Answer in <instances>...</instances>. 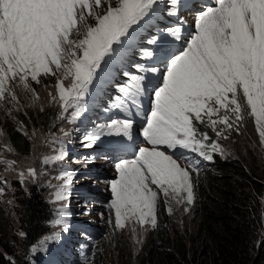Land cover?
<instances>
[{
	"label": "snow or ice",
	"instance_id": "obj_1",
	"mask_svg": "<svg viewBox=\"0 0 264 264\" xmlns=\"http://www.w3.org/2000/svg\"><path fill=\"white\" fill-rule=\"evenodd\" d=\"M180 3L105 0L99 12L101 0H0V108L7 102L22 109L16 89L22 87L35 96L29 80L38 83L41 73L51 74L57 77L58 96L49 94L60 106L57 120L75 123L88 110L89 99L95 102L93 92L99 94L103 84L112 80L113 69L123 65L131 52L138 51L144 60L134 65L141 74L130 77L132 86H116L124 99L114 97L110 108L119 109L124 118L97 123L82 137L85 147H95L106 136L119 137L114 141L118 151L132 145L131 157L115 163L116 176L109 181V189L114 228L130 226L137 244L158 226L159 193L170 204V214L173 202L185 205V212L195 202L192 172L199 174L201 161L182 155L189 161L190 172L174 158L177 150L206 161H213V153L227 159L232 153L218 141L243 135L250 116L264 152V0H213L197 13L195 31L188 36L182 19L163 29L155 23L165 13L179 17ZM85 15L94 16L95 25L77 28ZM81 29L82 38H71L73 31L79 37ZM145 33L148 36L142 40ZM142 43L148 47H141ZM145 96L150 101L146 114L141 103ZM138 118L143 121L138 134L145 146L135 143ZM201 126L211 129L215 139ZM60 132L63 137H55L59 151L45 156L42 164L65 160V138L70 133L63 128ZM0 163L17 165L2 158ZM45 174L28 166L18 177L22 184L37 183ZM75 176V171L66 170L56 177L63 181L59 186L47 182L57 189L50 200L57 218L49 223L59 230L32 245L31 253L68 231L67 204ZM108 222L113 223L111 214ZM6 258L16 264L13 257Z\"/></svg>",
	"mask_w": 264,
	"mask_h": 264
},
{
	"label": "rangeland",
	"instance_id": "obj_2",
	"mask_svg": "<svg viewBox=\"0 0 264 264\" xmlns=\"http://www.w3.org/2000/svg\"><path fill=\"white\" fill-rule=\"evenodd\" d=\"M104 2L105 0H101L102 7L97 9V11L103 12ZM202 10L200 9L199 11ZM199 11H195L192 14L179 12V17H169L165 13L155 23L159 28L163 29L167 25H172L168 24L167 20L173 18L176 20V24L182 19L184 29H187L189 35L195 31V19ZM81 24L94 26L95 17L85 15L83 21H78L77 28H80ZM83 31L81 29L79 37L73 31L71 38H82ZM143 62L144 60L141 59L138 51L131 52L123 65L113 69L112 80L103 84L99 90V94L95 91L93 92L92 95L95 97V102L92 103L91 98L89 99L88 110L82 113L75 123H70L67 119L63 121L57 120V117L60 115V106L53 102L49 95L51 93L58 96L57 77L41 73L38 83L29 80L31 88L36 94L35 96L32 95L36 100V104L44 107V110H48L49 108L54 110V118L57 123L53 128L31 131L32 148L29 155L19 156V154L14 152L15 154L11 158L4 155L0 157L17 162L16 166L11 167L0 163V180L5 181V183L0 184V189H3L0 191V205L6 212L9 230L12 232L17 230L16 201L14 198L15 187L12 183L14 180H17L20 187L25 191L31 185L45 186V193L50 202L53 199L51 194L57 189L48 187L47 182L51 180L52 184L59 186L63 181L56 179V177L61 172L66 170L76 172L75 179L72 182L70 203L67 204V210L70 213L68 231L61 232V237L58 241L49 242L45 246L38 248L37 252L40 253V264H148L147 254L142 253L146 246L144 242L148 240L151 229L143 235L142 242L137 244L134 242L135 238L130 226L126 224L124 229L114 228V210L110 208L112 193L109 189V181L116 176L114 167L116 160L108 157L107 153H105V147L107 143L114 139H119V137L106 136L95 147H85L82 141V137L95 124L105 123L114 117L122 118V112L119 109L110 108V105L115 102L114 97L120 96L121 99H124L123 93H120L116 86H132L133 81L130 77L141 74L138 73L134 65ZM124 72L129 73V76H124ZM57 75H61V73L58 71ZM70 79L69 77L64 80L65 86L69 84ZM16 93L20 105L26 106L24 103V99L27 96L26 91L21 87L16 89ZM105 108H109V112L106 113L104 111ZM18 110L19 107L14 103L4 102L3 107L0 108V128L2 130L5 127L4 117L8 115L10 119L15 120ZM69 112H71V109H69ZM67 115L65 113V116ZM61 128L65 132L70 133L65 138L66 143L64 144L67 156L63 162H53L44 165L42 164L43 158L57 154L60 149L61 145L58 140H55V137H63V134L60 132ZM134 136L135 143L138 146H145L144 140L138 132L134 131ZM0 137L2 141H5L3 132L0 134ZM218 142L222 146L229 147V151L233 148V154L235 155H238V152L234 148L236 143L244 151L248 149L250 151L247 156L249 163L254 167H262L264 170V152L261 151L259 146V137L256 133L254 119L250 116L246 118L243 135L236 136L234 134L231 139ZM253 145H255V148L252 147ZM110 146L108 147L109 154L113 151V148L110 149ZM190 154L198 157V154L195 153L181 152V154H174V158L177 159L182 167L188 166V170L191 172L192 169L188 160L181 159L182 155L187 156ZM130 157L131 155L128 158ZM198 159L201 161L199 165L200 172L206 171L209 168L208 162L200 157ZM28 166L34 167L38 173L43 171L46 174L39 176L37 183L26 180L22 184L19 180L18 172L25 170ZM199 174L197 175L195 172H192L193 184ZM262 201H264V197ZM50 206L53 209L55 219L57 218V214L54 211L55 205L51 203ZM169 206L170 204L165 201L163 193H159L157 220L161 218L163 223L166 220L168 222L167 227L170 224L179 229L181 228V222L185 220L187 214L184 211L185 205L173 202L171 207L174 213L172 212L171 214L168 212ZM110 214L113 217L112 224L108 222ZM262 225L264 227V202H262ZM136 227L139 232L140 226L137 225ZM58 230V227L54 228L51 226L49 233L43 237Z\"/></svg>",
	"mask_w": 264,
	"mask_h": 264
},
{
	"label": "trees",
	"instance_id": "obj_3",
	"mask_svg": "<svg viewBox=\"0 0 264 264\" xmlns=\"http://www.w3.org/2000/svg\"><path fill=\"white\" fill-rule=\"evenodd\" d=\"M26 93V106L16 112V119L4 117L5 127L0 128V134L3 132L5 141L0 137V157L11 158L14 152L29 155L31 131L53 128L57 123L54 110H44L31 93ZM200 130L215 139L211 129L201 126ZM234 148L238 155L232 148L227 159L213 153V161H206L209 168L194 182L195 202L181 228L167 227L165 219L164 223L161 218L157 220L158 226L150 230L144 242L142 254H147L148 264H264V170L249 163L248 149L244 151L237 143ZM12 183L17 230H9L6 212L0 205V264H9L7 256L13 257L16 264H40V253H31L30 249L49 233V222L54 220L46 188L35 184L25 191L17 180ZM20 232L26 236L21 237Z\"/></svg>",
	"mask_w": 264,
	"mask_h": 264
},
{
	"label": "bare ground",
	"instance_id": "obj_4",
	"mask_svg": "<svg viewBox=\"0 0 264 264\" xmlns=\"http://www.w3.org/2000/svg\"><path fill=\"white\" fill-rule=\"evenodd\" d=\"M113 148V151L112 152H110V155L112 156V158H115L117 155H119L121 152H119V151H116V145H115V143L113 142L112 144H111V146H110V149H112Z\"/></svg>",
	"mask_w": 264,
	"mask_h": 264
}]
</instances>
